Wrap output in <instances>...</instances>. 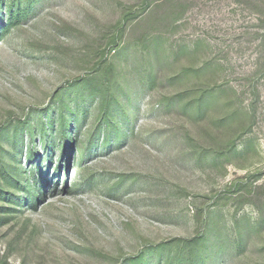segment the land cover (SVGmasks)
Instances as JSON below:
<instances>
[{
	"label": "rangeland",
	"instance_id": "374dc122",
	"mask_svg": "<svg viewBox=\"0 0 264 264\" xmlns=\"http://www.w3.org/2000/svg\"><path fill=\"white\" fill-rule=\"evenodd\" d=\"M0 19V163L31 189L0 169V264H264V0H0ZM109 64L106 130L76 82ZM206 82L202 119L164 103Z\"/></svg>",
	"mask_w": 264,
	"mask_h": 264
},
{
	"label": "trees",
	"instance_id": "16d2710c",
	"mask_svg": "<svg viewBox=\"0 0 264 264\" xmlns=\"http://www.w3.org/2000/svg\"><path fill=\"white\" fill-rule=\"evenodd\" d=\"M14 15V11L12 8L10 9V20L12 19ZM4 21L0 19V27L2 30L5 29ZM117 39L113 38L112 42H115ZM155 48V47H154ZM152 48L151 50H154ZM205 69V66L198 68V69H192L188 68L182 72L181 75H190V74H196L202 72ZM115 69L111 64L106 65V67H103L102 70H100L99 73L94 74L93 76H90L89 78H81L80 80H77L76 85L79 90L83 92V94L88 91V96H99L100 97V107H99V117L102 116L103 118V124L102 126H105L106 130H111L115 128V123H114V118L117 113V106L119 104V99L117 97V90L113 87L112 81L113 77L115 76L114 74ZM105 74V81H102V75ZM161 74L156 73V74H151L148 76V82L150 83V86H152L155 82L161 79ZM117 77V74H116ZM175 81H180L181 78L180 76L174 78ZM207 86L204 85H194L191 86L190 88H187L185 91L177 93L174 97L170 98H165L164 103L168 105V107H173L179 102L183 103V109L184 110H192V112L195 114V118L197 119H202L203 116L208 115L209 112L218 106L220 104V101L218 99L219 93L222 91L221 89L224 88L223 86H210L208 82H206ZM113 87V88H112ZM112 88V89H111ZM55 100H57L62 108V114H61V120L62 121V131L63 134L69 133V128H70V123L67 121L66 114L64 112V108L68 107V104L66 105V102L63 99V96L58 95ZM51 116V125H53V116L52 114H49ZM227 120H229V117H222L220 118L219 124L222 125L224 124ZM48 126V125H47ZM46 125L43 124V129L47 127ZM29 129L31 130V133L34 132V128L32 126H29ZM1 135V134H0ZM238 145L235 141H232L227 147V150H220L216 155L217 156H226L229 153L232 152V150L237 149ZM213 157V156H212ZM2 161V157L0 156V162ZM12 163L17 162V157H13L11 159ZM14 165V164H13ZM7 169H3L0 163V169L1 171L4 170L6 171L7 175V181L11 182L13 187L19 188L20 190L25 191V197H27L28 193L30 192V186H27L25 181L22 180V178H19V176L23 175V171H21V166H13L14 169V176L13 178L10 177V166L9 164L6 165ZM10 202H16L15 199L12 197L9 200ZM21 201V200H20ZM32 202V201H31ZM1 219V217H0ZM204 236H199L195 238L194 240L189 242V246L192 250L194 251V248L200 246V244L203 242ZM241 236V240L243 241ZM170 243H165L159 246L161 250H164ZM152 250V249H151ZM149 258L148 254L146 252H143L139 256L134 257L131 260V264H149Z\"/></svg>",
	"mask_w": 264,
	"mask_h": 264
}]
</instances>
